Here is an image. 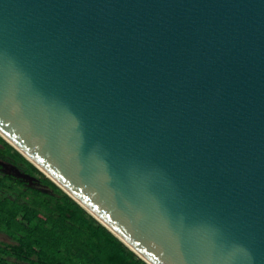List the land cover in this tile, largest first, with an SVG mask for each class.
<instances>
[{
  "label": "water",
  "instance_id": "water-1",
  "mask_svg": "<svg viewBox=\"0 0 264 264\" xmlns=\"http://www.w3.org/2000/svg\"><path fill=\"white\" fill-rule=\"evenodd\" d=\"M0 135L148 264H264V0H0Z\"/></svg>",
  "mask_w": 264,
  "mask_h": 264
},
{
  "label": "trees",
  "instance_id": "trees-1",
  "mask_svg": "<svg viewBox=\"0 0 264 264\" xmlns=\"http://www.w3.org/2000/svg\"><path fill=\"white\" fill-rule=\"evenodd\" d=\"M0 160L48 188L0 166V264H148L7 141Z\"/></svg>",
  "mask_w": 264,
  "mask_h": 264
},
{
  "label": "rangeland",
  "instance_id": "rangeland-1",
  "mask_svg": "<svg viewBox=\"0 0 264 264\" xmlns=\"http://www.w3.org/2000/svg\"><path fill=\"white\" fill-rule=\"evenodd\" d=\"M4 141L6 140L0 135V145H2ZM0 166H1V171L3 172L14 173L17 176H20V178L24 179L26 182H30L31 185L48 190L47 187L41 186L40 182H38L36 179L30 176L27 177V176H24L23 174H20L19 170H17L14 166L6 163L5 161L0 160ZM0 241L10 242L11 239L5 233L0 231Z\"/></svg>",
  "mask_w": 264,
  "mask_h": 264
}]
</instances>
